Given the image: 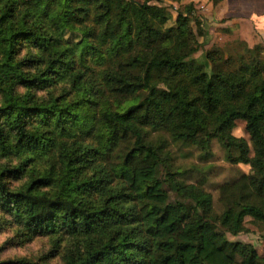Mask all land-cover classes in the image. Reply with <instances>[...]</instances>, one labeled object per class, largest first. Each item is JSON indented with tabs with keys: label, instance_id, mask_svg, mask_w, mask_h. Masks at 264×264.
Masks as SVG:
<instances>
[{
	"label": "trees",
	"instance_id": "16d2710c",
	"mask_svg": "<svg viewBox=\"0 0 264 264\" xmlns=\"http://www.w3.org/2000/svg\"><path fill=\"white\" fill-rule=\"evenodd\" d=\"M153 1L0 0V158L15 160L0 170V212L26 236L68 237L62 264H264L252 244L211 235L214 222L232 236L244 217L264 226V52L242 42L249 55L230 69L213 47L203 68L193 3L172 18ZM212 140L251 169L215 185L218 213L205 179L187 182L166 150L208 160Z\"/></svg>",
	"mask_w": 264,
	"mask_h": 264
},
{
	"label": "rangeland",
	"instance_id": "374dc122",
	"mask_svg": "<svg viewBox=\"0 0 264 264\" xmlns=\"http://www.w3.org/2000/svg\"><path fill=\"white\" fill-rule=\"evenodd\" d=\"M140 1V0H139ZM188 0H158L152 3L162 5L168 8L172 18L176 11L182 12L183 6L187 4ZM199 8L193 3L192 13L189 14V19L201 16L198 13ZM202 18V16H201ZM192 21V20H191ZM190 27L195 40L198 42V49L190 56L199 62L203 68H209L210 62L205 57V52L213 47L219 48L222 60H229V68H234L240 61H245L249 55L242 42H213L203 33L197 35L193 21L190 22ZM258 51L264 52V46L260 45ZM189 58V57H187ZM225 67V66H224ZM65 84V81H58L54 86L47 90H40L35 92L37 99L47 98L48 92L56 95L59 93L60 87ZM231 133L237 137H244L247 135L244 131V122L236 120ZM149 139L156 142L159 139L166 137L161 132H149ZM166 141V140H165ZM166 150L169 152V161L173 168L181 170V176L187 182H193L199 178H204V188L211 194L213 200V211L218 213L220 210L219 204L216 202L215 185L221 181H225L237 176L240 172L249 173L251 169L247 164L237 163L230 164L224 159V150L215 141H211V157L208 160L199 158V150L191 145L172 144L168 143ZM15 164V160L11 157L0 158V170L5 166L11 167ZM29 173L25 171L20 176H4L9 187H16L24 182ZM169 198L181 201L188 214L192 213V204L189 200L178 197L173 191H169ZM16 224L0 212V259H14L23 258L30 261H38L46 264H62V257L72 248L71 240L60 232L48 235L26 236L23 232L16 228ZM243 226L245 230L232 236L224 231V229L216 222L212 223L211 235L215 237L217 234L223 232L227 239L238 240L245 243H250L254 246L256 252L261 254L264 252V242L261 239V234L264 233V226L252 220L250 217H244Z\"/></svg>",
	"mask_w": 264,
	"mask_h": 264
},
{
	"label": "crops",
	"instance_id": "0c3cea01",
	"mask_svg": "<svg viewBox=\"0 0 264 264\" xmlns=\"http://www.w3.org/2000/svg\"><path fill=\"white\" fill-rule=\"evenodd\" d=\"M199 8L201 27L213 42L264 46V0H188Z\"/></svg>",
	"mask_w": 264,
	"mask_h": 264
}]
</instances>
